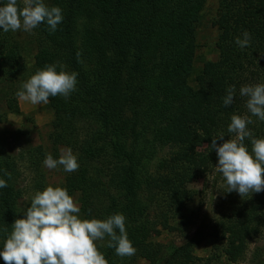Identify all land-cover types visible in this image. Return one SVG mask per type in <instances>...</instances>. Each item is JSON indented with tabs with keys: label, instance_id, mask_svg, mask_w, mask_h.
<instances>
[{
	"label": "trees",
	"instance_id": "16d2710c",
	"mask_svg": "<svg viewBox=\"0 0 264 264\" xmlns=\"http://www.w3.org/2000/svg\"><path fill=\"white\" fill-rule=\"evenodd\" d=\"M44 3L49 8H61L63 21L55 32L43 23L33 29L38 51L29 75L52 64L58 66L57 71L62 65L65 71L78 73L76 91L67 99L59 95L49 97L48 103L54 116L50 124L51 143L71 148L79 163L78 170L66 177L64 188L69 195H79L83 219H93V201L103 196L106 208L102 218L123 214L135 254L153 262L161 251L147 241L148 232L141 222L147 207L135 194L137 161L143 154L141 145L153 135L159 143L173 147L161 192L167 188L168 208H173L176 215L182 214L183 203L175 199L179 178L200 177L217 165L216 152L210 147L212 138L220 134L225 136L224 141L234 138V134L227 132L231 116H250L245 106L247 97H241L239 89L264 83V0L218 1L213 21L218 34V55L199 71L194 68L198 47L195 34L204 0ZM17 4L21 8L19 0ZM89 13L103 15L105 41H80L74 35L78 17ZM244 31L251 34V42L241 49L235 39L242 38ZM108 51L109 58L105 56ZM25 71L17 31H0V87H9ZM120 71L125 74L122 87ZM229 86H235V97L229 107H224L223 98ZM117 101L128 105L129 145L120 139L123 131ZM6 103L10 112H19L16 99L8 98ZM250 118L248 128L253 137L264 138V122ZM79 124L85 126L83 136L78 133ZM197 140L205 143L204 151L191 149V142ZM224 141L218 140L217 144ZM244 143L250 151V139ZM33 152L39 161L33 160L31 164L39 171L45 154L40 147L33 149L31 156ZM0 160V178L8 185L0 189L2 247L11 225L23 216L25 209L21 206L29 205L19 202L22 191L13 182L18 175L13 159L6 155ZM220 177L216 171L215 185ZM230 194L235 195L230 200V211L223 215L217 232L226 239L223 251L227 260L235 262L244 253L247 238L264 225V191L244 197L236 192ZM168 224L164 217L162 228L168 229ZM197 244L195 237L185 240L161 264H202L194 254ZM98 251L108 264H132L133 257L119 258L108 245Z\"/></svg>",
	"mask_w": 264,
	"mask_h": 264
},
{
	"label": "rangeland",
	"instance_id": "374dc122",
	"mask_svg": "<svg viewBox=\"0 0 264 264\" xmlns=\"http://www.w3.org/2000/svg\"><path fill=\"white\" fill-rule=\"evenodd\" d=\"M49 0H44L48 3ZM219 0H204V7L200 12L199 23L196 28L195 41L198 45L195 53L194 68L199 71L203 64L217 58L218 51L215 48L217 30L213 25L216 19ZM21 8L25 6V0H19ZM21 43V52L26 71L23 72L15 83L9 87H0V157L9 155L17 167V177L13 179L15 188L22 191L19 202L29 205L32 197L37 191H43L48 186L64 188L66 173L62 168L49 170L41 162L38 170L32 161H39L37 154L31 151L42 148L44 158L51 154L54 159L59 158L60 150L65 146H54L50 139V124L53 120V110L49 104L32 105L29 102L21 101L16 93L24 82L30 78V70L34 65L35 56L38 51L34 30L30 32L17 31ZM105 20L100 13H89L81 15L74 25V35L78 40L107 39ZM105 41V40H104ZM106 57H111V52L105 53ZM64 70V69H63ZM122 81L125 78L123 71H120ZM14 98L18 104L19 112H10L7 108V99ZM120 108V136L122 142L129 145V132L126 129V120L130 117L126 102L121 104L116 102ZM82 123V122H78ZM85 126L79 124L78 133L84 135ZM127 136V137H126ZM150 135L145 140L141 149L142 156L137 161V172L135 175V194L142 204L147 207V215L143 214L142 223H145L148 232L147 241L159 246L160 254L153 262L134 254L132 264H161L185 240L195 237L198 244L194 247V254L200 258L202 264H264V225L259 228L258 233L247 238L246 248L242 256L235 262L227 260L224 254L226 239L217 232V227L223 215L230 211V200L235 195L227 193L225 180L218 179L215 185L214 178L216 165L200 177L188 178L180 177L177 183L175 199L183 203L182 214L176 215L173 208H168L170 194L163 186V178L166 176L167 162L170 160L174 149L171 145L159 143L157 138ZM191 149L194 151H204L205 143L201 141L191 142ZM56 150V152H55ZM43 158V160H44ZM1 161V160H0ZM41 183V184H40ZM38 190H37V189ZM75 202L79 204V195H71ZM241 201V200H240ZM93 205L95 213L93 219L103 220L106 208V200L103 196L94 199ZM22 210L27 206H21ZM79 217L83 219L81 212ZM164 217L168 219V229L162 228ZM23 218V216H22ZM97 248L108 245V239L95 242ZM1 247V234H0ZM124 258V257H119ZM0 264H4L0 260Z\"/></svg>",
	"mask_w": 264,
	"mask_h": 264
},
{
	"label": "clouds",
	"instance_id": "9594fccd",
	"mask_svg": "<svg viewBox=\"0 0 264 264\" xmlns=\"http://www.w3.org/2000/svg\"><path fill=\"white\" fill-rule=\"evenodd\" d=\"M63 21L62 9L49 8L44 0H25L23 8L17 0H0V31L30 32L40 24H46L52 32ZM251 34L242 33L235 39L244 49L250 45ZM79 56V53L77 54ZM57 65H45L17 91L19 100L32 105L48 104L49 97L67 99L76 91L78 73L57 71ZM241 97H247L245 106L250 116L232 115L227 132L234 138L224 141L220 134L212 138L211 150L217 155L216 171L224 178L227 193L236 192L241 197L264 191V138H254L248 125L250 117L264 122V83L245 85L239 89ZM235 97V86H229L223 98V106L229 107ZM250 139L251 150L244 141ZM224 141L217 144V141ZM43 166L49 170L62 168L66 173L78 170L79 163L71 148H62L59 158L47 154ZM7 181L0 178V189ZM80 207L66 188L48 186L37 191L23 218L11 225L10 234L0 247V260L4 264H108L98 251L96 241L109 238L108 247L120 257H131L136 249L127 237L126 217L121 213L106 219H81Z\"/></svg>",
	"mask_w": 264,
	"mask_h": 264
}]
</instances>
